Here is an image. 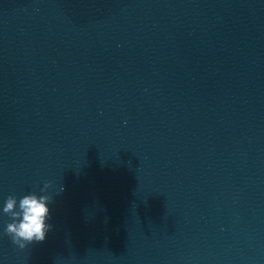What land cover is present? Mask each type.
I'll use <instances>...</instances> for the list:
<instances>
[{
	"label": "clouds",
	"instance_id": "clouds-1",
	"mask_svg": "<svg viewBox=\"0 0 264 264\" xmlns=\"http://www.w3.org/2000/svg\"><path fill=\"white\" fill-rule=\"evenodd\" d=\"M51 181H45L39 192H28L19 198L9 195L4 201L2 212L11 218L7 223L4 235L19 249H25L32 243L43 242L47 233L52 229L48 221L51 219L49 205L53 203V195L49 192ZM62 186L56 192L59 195Z\"/></svg>",
	"mask_w": 264,
	"mask_h": 264
}]
</instances>
